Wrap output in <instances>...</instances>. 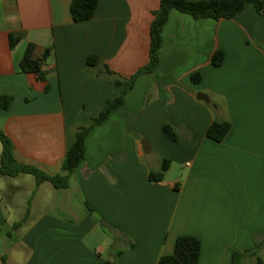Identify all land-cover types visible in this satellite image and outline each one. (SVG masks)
<instances>
[{
    "label": "crops",
    "instance_id": "obj_1",
    "mask_svg": "<svg viewBox=\"0 0 264 264\" xmlns=\"http://www.w3.org/2000/svg\"><path fill=\"white\" fill-rule=\"evenodd\" d=\"M72 1L0 0V97L14 98L0 131L17 163L50 177L63 174L79 129L122 94L106 70L130 79L149 64L161 4L100 0L94 19L75 22ZM163 40L156 72L92 130L67 189L2 175L0 142V264H160L181 236L202 242L199 264H231L257 245L240 264L264 262V16L254 5L220 21L173 10ZM31 44L37 59L52 50L44 80L21 70ZM216 121L232 124L220 143L207 136ZM164 160V180L152 182Z\"/></svg>",
    "mask_w": 264,
    "mask_h": 264
},
{
    "label": "trees",
    "instance_id": "obj_2",
    "mask_svg": "<svg viewBox=\"0 0 264 264\" xmlns=\"http://www.w3.org/2000/svg\"><path fill=\"white\" fill-rule=\"evenodd\" d=\"M100 0H73L71 5V14L75 22H86L95 18ZM248 5H254L257 13L264 16V0H210V1H188V0H161L160 8L154 12V21L151 26V51L149 64L139 70L130 79H124L121 76L111 72L109 69L102 75L113 78V83L122 89V94L108 102L106 108L96 116L89 127L79 129L76 141L67 153L64 163L63 174L56 177H50L36 168L20 165L13 157V144L9 137L0 131V142L3 144V154L1 157V174L9 177L18 175H32L36 178L37 184L45 182L51 183L56 189H67L70 185L71 177L77 169L86 161V145L92 130L104 124L114 111L123 107L126 103L127 94L135 87L137 80L145 74H154L160 65V50L163 46V31L169 21L173 10L188 14L195 19L233 20L242 14ZM19 43V39L11 38V47L14 48ZM37 47L34 44L29 45L25 56L21 62V70L24 73L34 74L40 80L45 79L44 63L51 55L52 50L45 52L42 59L35 57ZM225 60L223 51H217L212 63L215 67H220ZM89 64L96 65L99 62L98 57H91ZM194 83H200L202 75L195 73L192 76ZM14 98L11 96L0 97V110L8 111L12 107ZM232 124L230 122H214L208 129L207 136L215 142H223L231 132ZM163 133L173 142H177L178 137L171 125H165ZM170 167V161L164 160L162 169L159 172H151L150 180L155 183L162 182L165 173ZM27 219L15 225V229L21 228ZM261 246L257 245L253 250L246 254H235L231 264H240L243 257L247 254L258 256V250ZM202 253V242L193 236H181L177 239L175 250L172 255L164 256L160 259V264H199ZM121 252L117 253V257ZM104 264H118L117 262H105ZM255 264H264L260 257Z\"/></svg>",
    "mask_w": 264,
    "mask_h": 264
},
{
    "label": "rangeland",
    "instance_id": "obj_3",
    "mask_svg": "<svg viewBox=\"0 0 264 264\" xmlns=\"http://www.w3.org/2000/svg\"><path fill=\"white\" fill-rule=\"evenodd\" d=\"M30 178V183L28 184L29 185V188H32L33 186L35 187L36 185V181H35V178L34 177H29Z\"/></svg>",
    "mask_w": 264,
    "mask_h": 264
},
{
    "label": "water",
    "instance_id": "obj_4",
    "mask_svg": "<svg viewBox=\"0 0 264 264\" xmlns=\"http://www.w3.org/2000/svg\"><path fill=\"white\" fill-rule=\"evenodd\" d=\"M200 99L206 100L207 102H209V98H207V96L203 95V94H199L198 96Z\"/></svg>",
    "mask_w": 264,
    "mask_h": 264
}]
</instances>
